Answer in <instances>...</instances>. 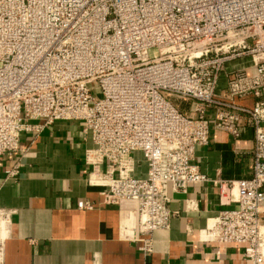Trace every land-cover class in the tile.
I'll return each instance as SVG.
<instances>
[{
  "label": "built area",
  "instance_id": "2783aa9c",
  "mask_svg": "<svg viewBox=\"0 0 264 264\" xmlns=\"http://www.w3.org/2000/svg\"><path fill=\"white\" fill-rule=\"evenodd\" d=\"M242 56L251 66L217 93L224 63ZM242 118L253 124L251 174L210 179L195 148L212 129L238 138ZM71 120L92 143L89 183L118 207L120 239L151 254L153 232L170 228L169 193L211 182L237 206L208 219L201 240L239 244L264 264V0H0V156L20 151L22 134ZM10 216L0 207V264Z\"/></svg>",
  "mask_w": 264,
  "mask_h": 264
},
{
  "label": "crops",
  "instance_id": "0c3cea01",
  "mask_svg": "<svg viewBox=\"0 0 264 264\" xmlns=\"http://www.w3.org/2000/svg\"><path fill=\"white\" fill-rule=\"evenodd\" d=\"M248 56L224 63L217 93L226 91L227 73L249 68ZM251 106L253 99H237ZM81 121H55L38 133H24L20 151L0 156V207L11 211L3 264H249L242 246L202 241L208 219L223 208L211 182L191 183L185 192H170V228L152 234L153 251L144 255L120 239L116 205L102 203L101 186L89 183L91 167L85 150L92 146ZM242 118L239 136L212 129L209 143L195 148V163L210 179L236 180L251 174L253 126ZM264 125V124H263ZM136 173L143 175L141 154H134ZM16 169L12 176L7 171ZM83 200L92 209H79ZM192 200L193 208H187Z\"/></svg>",
  "mask_w": 264,
  "mask_h": 264
},
{
  "label": "trees",
  "instance_id": "16d2710c",
  "mask_svg": "<svg viewBox=\"0 0 264 264\" xmlns=\"http://www.w3.org/2000/svg\"><path fill=\"white\" fill-rule=\"evenodd\" d=\"M180 107H181V108H184V107H186V105H184V104H181V105H180Z\"/></svg>",
  "mask_w": 264,
  "mask_h": 264
}]
</instances>
